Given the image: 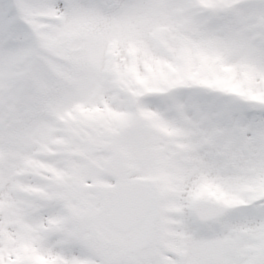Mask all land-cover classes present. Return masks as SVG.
Instances as JSON below:
<instances>
[{
  "label": "snow or ice",
  "instance_id": "snow-or-ice-1",
  "mask_svg": "<svg viewBox=\"0 0 264 264\" xmlns=\"http://www.w3.org/2000/svg\"><path fill=\"white\" fill-rule=\"evenodd\" d=\"M0 264H264V0H0Z\"/></svg>",
  "mask_w": 264,
  "mask_h": 264
}]
</instances>
